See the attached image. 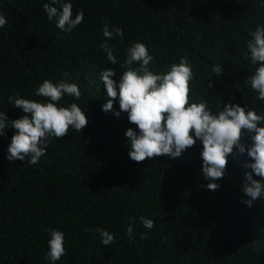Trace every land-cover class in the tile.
Wrapping results in <instances>:
<instances>
[{
	"label": "trees",
	"instance_id": "trees-1",
	"mask_svg": "<svg viewBox=\"0 0 264 264\" xmlns=\"http://www.w3.org/2000/svg\"><path fill=\"white\" fill-rule=\"evenodd\" d=\"M50 2L0 0L8 21L0 27V113L20 118L25 114L10 96L43 101L38 86L63 79L77 83L82 95L64 96L58 106L76 103L88 123L49 138L37 164L8 161L15 130L0 135V264H53L46 258L50 229L64 233L66 250L54 264H264V195L249 207L241 191L244 174H251L247 152L234 149L215 191L202 178L199 140L176 158L130 159L124 133L138 129L127 113L102 111L100 72L112 69L118 82L124 69L99 48L105 23L121 28L123 39L108 41L120 63L137 41L148 47L157 72L187 57L190 103L206 102L213 114L226 103L259 114L264 101L246 82L256 66L241 53L249 31L264 26V0H62L72 4L73 18L78 9L84 13L70 33L47 19L43 5ZM113 106L119 111L118 100ZM242 143H251L247 133ZM141 216L154 227L144 228ZM98 228L115 237L109 246Z\"/></svg>",
	"mask_w": 264,
	"mask_h": 264
},
{
	"label": "clouds",
	"instance_id": "clouds-1",
	"mask_svg": "<svg viewBox=\"0 0 264 264\" xmlns=\"http://www.w3.org/2000/svg\"><path fill=\"white\" fill-rule=\"evenodd\" d=\"M43 10L47 19H55L56 28L65 33L72 32L84 19L83 10L79 9L73 18L72 4L62 0L45 3ZM7 23V19L0 14V27ZM249 35L251 38L246 42L247 51L241 55L256 67L246 82L250 84L256 98L264 101V26L257 24L254 31H249ZM102 36L104 40L99 48L109 62L119 63L120 68L124 69L118 82L112 78V69L105 68L100 72L106 93L102 111H113L117 117L122 112L127 113L129 123L138 129L135 131L130 127L124 133L128 138L130 159L140 163L158 156L176 158L199 140L202 144V178L209 181L206 187L215 191L219 188L215 181L223 178L228 158L233 155L234 149L241 153L246 151L251 160L246 166L251 169V174H244L245 182L241 185V191L248 199L243 202L251 207L264 195V111L258 114L254 109L245 110L239 104L226 103L222 108L219 105L220 110L213 114L206 102H189L193 71L187 57H181L179 63L171 64L168 71L157 72L149 67L154 57L148 47L137 41L126 49L125 59L120 63L114 54V46L108 41L113 36L123 39V29L116 27L110 30L105 23ZM212 72L216 76L221 75L219 64L213 66ZM67 75L65 72L64 76ZM207 87H213L211 81ZM35 95L45 99L37 101L20 96L8 98L10 104L25 114L20 118L9 119L5 113H0V135L8 127L15 130L7 149L6 158L10 162L20 160L37 164L46 154L49 138L62 139L68 134L69 128L80 132L87 126L86 115L76 103L58 106L64 96L81 97L77 83L63 79L53 83L45 79L36 89ZM117 100L119 111L113 106ZM245 133L249 135L250 144L242 143ZM139 220L146 229L154 227L152 219L141 216ZM96 231L106 247L115 240L103 228ZM126 233L132 239L131 223ZM143 235L146 238L147 233ZM49 236L46 258L54 264L66 254L64 233L50 229Z\"/></svg>",
	"mask_w": 264,
	"mask_h": 264
}]
</instances>
